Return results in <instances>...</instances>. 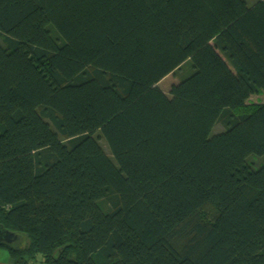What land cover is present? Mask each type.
Masks as SVG:
<instances>
[{
    "label": "trees",
    "instance_id": "trees-1",
    "mask_svg": "<svg viewBox=\"0 0 264 264\" xmlns=\"http://www.w3.org/2000/svg\"><path fill=\"white\" fill-rule=\"evenodd\" d=\"M234 1L0 0L14 264H264V0Z\"/></svg>",
    "mask_w": 264,
    "mask_h": 264
},
{
    "label": "rangeland",
    "instance_id": "rangeland-1",
    "mask_svg": "<svg viewBox=\"0 0 264 264\" xmlns=\"http://www.w3.org/2000/svg\"><path fill=\"white\" fill-rule=\"evenodd\" d=\"M234 1V0H233ZM235 2V1H234ZM237 3V2H235ZM190 71H189V67H184V72L182 70L181 71H178L176 74H171V75H168L166 76L163 80H161V82L159 83V86L166 92L168 93L169 92V89L171 88V85L173 83H177L180 81V79L182 78V76H184L185 74H189ZM264 100V93L263 92H259L258 94L254 93V94H251L250 96V102H254V103H259L261 101ZM98 148H103V149H106V143L103 139H100L99 143H98ZM87 149H89V151L93 152V151H97L99 150L98 148H93V146H90V144L88 146H86ZM25 241V239H22L19 244H23Z\"/></svg>",
    "mask_w": 264,
    "mask_h": 264
},
{
    "label": "water",
    "instance_id": "water-1",
    "mask_svg": "<svg viewBox=\"0 0 264 264\" xmlns=\"http://www.w3.org/2000/svg\"><path fill=\"white\" fill-rule=\"evenodd\" d=\"M21 240H22V236L20 234L4 228V226L0 224V242L1 243L14 245V244H19Z\"/></svg>",
    "mask_w": 264,
    "mask_h": 264
},
{
    "label": "crops",
    "instance_id": "crops-1",
    "mask_svg": "<svg viewBox=\"0 0 264 264\" xmlns=\"http://www.w3.org/2000/svg\"><path fill=\"white\" fill-rule=\"evenodd\" d=\"M0 264H14L11 260L9 251L2 246H0Z\"/></svg>",
    "mask_w": 264,
    "mask_h": 264
}]
</instances>
